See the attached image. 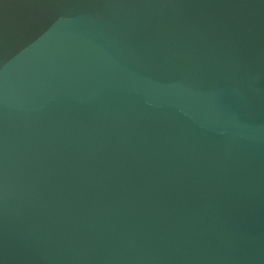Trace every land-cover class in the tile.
<instances>
[{
  "label": "water",
  "instance_id": "water-1",
  "mask_svg": "<svg viewBox=\"0 0 264 264\" xmlns=\"http://www.w3.org/2000/svg\"><path fill=\"white\" fill-rule=\"evenodd\" d=\"M0 264H264V0H0Z\"/></svg>",
  "mask_w": 264,
  "mask_h": 264
}]
</instances>
